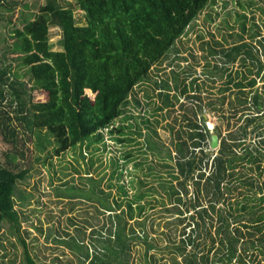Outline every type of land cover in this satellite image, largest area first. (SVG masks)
I'll return each mask as SVG.
<instances>
[{
    "label": "trees",
    "instance_id": "obj_1",
    "mask_svg": "<svg viewBox=\"0 0 264 264\" xmlns=\"http://www.w3.org/2000/svg\"><path fill=\"white\" fill-rule=\"evenodd\" d=\"M215 2L42 0L34 17L25 18L22 28L13 29L15 40L2 45L0 56V133L11 145L4 152L5 161H0V233L4 228L17 235L22 231L23 211L17 207L16 194L18 183L26 180L30 169L17 161L25 156L18 147L21 139L29 136L38 152L37 160L47 165L55 156L81 149L84 144L94 150L102 149L101 142L106 147L108 133L125 144L139 143L136 136H145L140 149L143 158L137 160L134 152L127 150L122 154L123 162L120 157L111 159V179L116 181L107 185L116 187L119 195L110 200L112 190L107 191L101 186L103 179L94 177L86 178L91 189H80L100 202L99 211L109 212L110 224L101 233L93 230L90 242L76 236L68 241L78 264H264V179L257 178L264 175V115L247 112L251 108L264 112V89L257 87L260 77L264 84V35L255 16L250 18L246 11L258 2L235 0L240 8L234 10L240 31L228 36L242 42L225 45L209 40L202 44L215 58L213 64L204 55L208 78L228 76L220 88L224 95L217 99L224 105L225 93L233 91L229 108L235 114L242 112L236 129L223 135L215 127L220 136L217 150L209 148L212 133L203 113L200 78L183 67L173 70V83L151 79L152 68L172 50L179 53L177 41ZM17 4L16 0H0V9L13 11ZM257 6L264 13V6ZM76 8L82 11V23ZM208 18H214L213 14L208 13ZM53 27L62 32L60 50L51 47ZM228 27L234 30L230 22ZM245 34L252 42L246 41ZM10 54L16 55V69L8 61ZM236 62L239 64L234 68ZM150 80L161 103L152 100L146 90L145 102L136 94L133 97V105L141 106V112L131 111L135 88ZM37 90L47 95L46 100L36 99ZM183 98L193 102L187 104ZM178 103L183 112L166 126L172 134L171 145L160 144L153 134L158 135L157 125L172 116ZM206 103L209 109L222 112L218 101ZM156 115L161 120L153 118ZM224 116L229 124L230 117ZM147 153L156 161L148 164L150 172L145 175H152L156 167L168 173L156 174L160 188L131 175L128 183L134 192L129 193L128 185L122 182L124 169L133 160L134 166L142 169ZM80 155L85 158L82 150ZM75 189L79 188L70 186L61 196L73 195ZM159 190L165 195L161 197L163 208L176 215L168 223L175 230L165 233V243L149 235L146 222V208L154 207ZM23 246L26 262L40 264L31 257L24 240ZM137 249L138 257L134 253ZM160 254L165 255L164 263Z\"/></svg>",
    "mask_w": 264,
    "mask_h": 264
},
{
    "label": "rangeland",
    "instance_id": "obj_2",
    "mask_svg": "<svg viewBox=\"0 0 264 264\" xmlns=\"http://www.w3.org/2000/svg\"><path fill=\"white\" fill-rule=\"evenodd\" d=\"M16 1L18 4L13 11L0 9V56L3 54L2 45L6 41L12 42L15 40V34L12 32L13 29L17 27L22 28L25 18H33L34 13L38 11L39 4L42 2V0ZM225 1H229L227 6L225 5ZM256 2H258L257 5L264 6V0H256ZM257 5H251L246 11L251 16L250 18L255 16V21L260 25V31L264 35V13ZM235 9H240L235 0H217V2L210 4L201 12L195 23L188 28V32L177 41L175 47L179 49V53L172 50L168 58L151 70V79H169L170 83H173L171 79L173 70L179 71L183 67L190 71L193 76L199 77L200 84L203 85L201 96L205 104L203 113L206 118V124L211 133H218L215 129L217 126L222 130L223 135L230 129H236L237 125L241 123L242 120L239 119V116L242 112L235 114L234 110L229 108L228 102L234 97L233 91L225 93L227 99L224 105L217 99L224 95V92H221L220 88L225 85L228 76L225 73L224 76L217 77L216 80L208 78L210 72L206 69V58L204 55L213 64L215 63V58L208 53V47L202 48V44L204 41L209 40H212V42L214 40L223 41L225 45L233 44L234 41L242 42L239 38L228 36L230 33H238L240 31L239 23L236 21ZM75 11L79 22H84L82 11L79 8H76ZM208 13H212L214 18H208ZM228 22L234 26V30L229 29ZM225 35L228 37L227 41L225 40ZM245 38L246 41L252 42L248 34H245ZM254 43L258 45L256 41ZM51 47L54 50L63 48L62 32L58 27L51 29ZM15 56L12 54L8 56V61H12L14 69L18 65ZM261 57L264 59V55ZM238 64L236 62L234 68ZM203 82H206V85ZM152 83L153 80L143 82L135 88L132 94V104L129 107L131 111L135 113L141 112V106L133 105V97L136 94L142 102H145L146 90H149L152 100L161 103L160 98L157 96L158 92L156 89H153ZM257 87L264 89L262 77L259 78ZM87 93L92 98L95 96V93L91 90H87ZM46 98L47 95L45 93H40L37 90V100H46ZM182 100L187 104L193 102L188 101L187 98H183ZM210 100L218 101L219 105L223 107L222 112L220 110L218 112L214 109H209L210 107L206 106V102ZM180 103L174 107L177 110L172 113V116L166 118L165 121L161 120V116H153V118L161 120V124L157 125L158 135L153 134L154 140L160 144L171 145L172 134L166 126L169 122H174L176 115L180 116L183 112V109L180 108ZM247 112H253L255 115L260 116L264 115V112H257L254 108L248 109ZM224 114L230 117L229 124ZM136 137L140 141V144L136 142L125 144L116 141L108 133L105 136L106 147L103 142L98 143L102 148L100 150H94V147H88L86 144L82 145L81 149L76 146V149L68 150L61 157L55 156L52 163H48L47 165L37 160L38 152L33 147L34 144L29 136H26L24 141L21 139L18 147L25 151V156L18 157L17 161H19L21 167H28L30 169V174L26 180L18 183V193L16 194L17 207L23 211L22 231L20 235H17L12 230L4 228L0 233V264H28L25 258L23 240L27 244L31 257L40 264H78L77 254L67 244L68 241L73 236H76L78 239H83L79 237H84L85 242H90L89 239L93 230H97L98 232L105 231L107 225L110 224L108 218L109 212H105L102 208L99 211L100 202L89 197L93 195L92 193H88V191L85 193L80 189H91V182L86 178L94 177L98 180L103 179L101 186L107 189V191L112 190L110 200H112L113 195H119L116 187L110 188L107 185L110 180L116 181L115 177L111 179L113 169L111 159L116 156L120 157V161L123 162L122 154L127 150H132L137 160H140L141 157L143 158L140 154V149L144 145L145 136ZM165 145H163V149H165ZM10 147L11 145L4 140L0 133V161H5L4 152ZM218 147L216 146V148ZM209 148L213 150L211 139ZM81 150L85 154L84 159L80 155ZM147 157V164L142 169H137L134 166V160L127 163V169H124L122 182L124 181L128 185L129 193L134 192V188L128 183L131 175H137V177L145 179L149 186L152 185L160 188L159 179L156 174L168 173L167 169L155 166L156 168L152 175H145V173L150 172L148 164L155 163L154 161H156L153 154L147 153ZM90 160L93 161L92 166L90 165ZM130 170L132 174L129 172ZM86 172L90 174L87 175ZM257 178L259 181H262L264 175L261 177L257 176ZM70 186H76L79 189L73 190L71 192L73 195L61 196V193L70 191ZM155 194L159 197V200H153L154 207L150 208L149 206L145 211L149 215V219L146 221L147 227L150 230V236L165 243L164 239L167 240L165 233L175 230V226L168 223L176 215L163 208L165 206L161 203V197L165 195L161 193V190L155 192ZM25 195H27V199H25ZM131 223L137 228L140 227L136 220H131ZM78 228L83 229L84 232L77 231ZM134 253L138 257L140 251L137 249ZM160 262H165V255L160 254Z\"/></svg>",
    "mask_w": 264,
    "mask_h": 264
},
{
    "label": "water",
    "instance_id": "obj_3",
    "mask_svg": "<svg viewBox=\"0 0 264 264\" xmlns=\"http://www.w3.org/2000/svg\"><path fill=\"white\" fill-rule=\"evenodd\" d=\"M220 145V137L218 135V133H212L211 135V147L213 150H217L218 148H216V146Z\"/></svg>",
    "mask_w": 264,
    "mask_h": 264
},
{
    "label": "bare ground",
    "instance_id": "obj_4",
    "mask_svg": "<svg viewBox=\"0 0 264 264\" xmlns=\"http://www.w3.org/2000/svg\"><path fill=\"white\" fill-rule=\"evenodd\" d=\"M219 135V134H218ZM220 137V136H219Z\"/></svg>",
    "mask_w": 264,
    "mask_h": 264
}]
</instances>
